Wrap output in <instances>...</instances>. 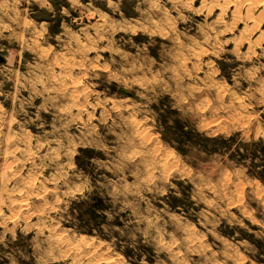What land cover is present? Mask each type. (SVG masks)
<instances>
[{"label": "rangeland", "instance_id": "374dc122", "mask_svg": "<svg viewBox=\"0 0 264 264\" xmlns=\"http://www.w3.org/2000/svg\"><path fill=\"white\" fill-rule=\"evenodd\" d=\"M156 2L143 0L141 4L137 0L133 7L121 9L123 19L132 26H143L147 23L145 12L151 15V6ZM171 4L172 0H168L166 7L171 8ZM27 8V0L19 3L17 0H0V52L4 53L0 78L7 79L2 72L10 66L12 46L15 45L19 52L20 40L31 27L28 21L37 19L35 8L31 12L25 11ZM193 9L189 22L192 42L177 47L171 56L172 63L168 65L175 89L163 97L170 110L165 123L174 117V126L167 134L155 131L147 114L138 113L127 105L121 108L125 100L135 96L134 92L114 82L109 87L106 80L91 75V71H100V66L92 63L96 51L91 42H81L88 50L80 56L41 48V57L51 56L45 74L55 85L53 94H58L62 100L59 111L64 135L70 140L73 136L84 140L103 129L109 145L130 160L140 159L142 149L149 146L152 160L162 156V166L171 164L169 174L182 177V153L173 146L170 138L176 137L178 144L179 138L189 132V125H193L207 141L235 137V143L248 136L247 130L252 125H255L253 137L264 131V111L254 110L247 95L249 85L255 83L258 94L264 99V93L259 92L264 89V0H199V4H193ZM94 23L103 25L105 21L100 19ZM152 23L154 27L160 26L154 16ZM179 27L183 29L184 23ZM157 39L163 41L164 36H157ZM103 54L110 56V52ZM156 55L159 56L158 51ZM34 62L35 57L30 51L15 61L13 78L4 84L5 93L11 90L12 99L0 97V231L5 223L10 227L20 221L22 227L16 228L14 233L16 242L26 244L33 253L37 236H40L44 241L45 256H34L33 264H118V258L127 259L122 249L110 250L107 241L96 236L94 230H78L57 217L60 205L66 208L70 205L60 187L64 169L58 161L68 162L63 155V151H67L63 141L54 132L55 116L51 114L47 123L44 115L48 113L37 112L35 117L22 119V113L13 104L18 87L24 96H30L28 89L33 83L25 88L20 77ZM241 75L245 77L244 92L237 93L232 85ZM152 76L155 78V73ZM35 87L47 86L41 82ZM108 109L110 111H106ZM121 112L124 115H120ZM114 127L117 132L113 131ZM261 143L264 144V138ZM73 151L75 154L71 159L75 161L85 151L94 152L95 149L80 143L73 145ZM150 163L145 160V168ZM211 163L214 167L215 161ZM261 173L264 171L248 169L242 183L237 186L233 181L230 187L234 190L238 187L239 194H229L221 209L222 212L237 213L248 227H234L224 220L208 232L198 222V215L190 216L183 225L185 246L173 249L176 259L172 264H252L253 248L264 253ZM231 179L228 176V180ZM173 183L178 188L192 191L193 185L185 184L183 178ZM221 190L227 192L223 185ZM157 207H164V204ZM168 207L173 205L169 203ZM179 207L177 204L176 209ZM203 211V208L197 209L200 214ZM28 225L32 227L28 228ZM12 235L9 233L10 239ZM164 242L171 247L172 237H166Z\"/></svg>", "mask_w": 264, "mask_h": 264}, {"label": "clouds", "instance_id": "9594fccd", "mask_svg": "<svg viewBox=\"0 0 264 264\" xmlns=\"http://www.w3.org/2000/svg\"><path fill=\"white\" fill-rule=\"evenodd\" d=\"M136 2L57 0V9L51 2L45 5L41 0H27L28 8L25 11L31 12L35 8L37 19L28 21L31 27L26 37L20 40L19 52L14 45L12 52L13 56L22 58L25 52L30 51L35 57V62L30 63L20 77L25 88L30 82L33 87L28 89L30 96H24L18 87L13 104L22 113L21 118L27 119L35 117L37 112L41 113L47 100L48 107L53 109L51 114L55 116L54 132L59 134L67 150L63 151L64 156L70 154L72 157L75 154L74 144L83 143L86 148L95 149L94 155L81 154L85 161L83 167L75 161L70 165L62 162L64 160L58 161L64 169L60 187L70 205L67 208L59 206L58 219L78 230H94L96 236L107 241L110 250L122 249L127 259L118 258V264H172L176 259L173 249L185 246L183 225L190 216L198 215V222L208 232L224 220L234 227H248L237 213L222 212L221 209L229 194H239L238 187L235 190L230 187L233 181L237 186L242 183L248 169L264 171V144L261 143L264 134L261 132L253 137L255 125H252L247 130L248 136L235 143V137L207 141L195 131L193 125H189V132L179 138L178 144L176 137L170 138L173 146L182 153V177L169 174L171 164L162 166V156L152 160L149 146L142 149L140 159L130 160L116 147L109 145L103 135L104 130L84 140L74 136L70 140L64 135L59 111L62 100L58 94H53L55 85L51 77L45 74L51 56L41 57L40 49L48 52L67 51L80 56L88 50L82 41L84 44L91 42L95 47L96 57L92 63L98 64L100 71H91L92 76L106 80L109 87L114 82L135 93L133 98L121 104V108L127 105L138 113L147 114L152 127L159 133L167 134L168 129L174 126V117L165 123L170 110L163 97L175 89L168 65L172 63L171 56L177 47L192 42L189 22L192 20L193 5L184 0H172L171 8H168V0H157L151 6V15L145 12L147 23L132 26L131 22L123 19L121 9L131 8ZM153 16L160 21V26H153ZM100 19L105 21L103 25L94 23ZM182 22L183 29L179 27ZM57 26L58 31L55 30ZM141 32L143 35H140ZM160 35L164 36L163 41L157 39ZM157 51L159 56L156 55ZM105 52H110V56L105 57ZM9 65L2 72L7 79L0 78V97L7 100L12 99V93L11 90L5 93L4 84L13 78L12 72L16 67L13 61H9ZM244 80L243 75L235 78L232 85L234 91L244 92ZM41 82L47 87H35ZM259 92L264 93V89H259ZM247 95L248 103L254 106V110L264 111V99L258 94L255 83L249 85ZM37 98L41 100L39 107ZM113 131L117 132L118 129L114 127ZM145 160L151 161L147 168ZM212 161H215L214 167ZM228 176L232 179L228 180ZM178 178H183L185 184H192V191L178 188L173 183ZM221 185L227 192L221 190ZM169 203L173 207H168ZM158 204H164V207L158 208ZM177 204L180 205L179 209H176ZM202 208L203 214L198 213L197 209ZM18 227H22L20 221L10 227L5 223L3 231H0V264H33L34 256H45L44 241L40 236H37L34 253L29 251L26 244L16 242L14 233ZM27 227L31 228L32 225ZM248 230L251 231L250 228ZM9 233L13 234L11 239ZM168 236L172 237L171 247L164 242ZM251 251L252 264H264V253L254 248Z\"/></svg>", "mask_w": 264, "mask_h": 264}, {"label": "snow or ice", "instance_id": "6c2138e0", "mask_svg": "<svg viewBox=\"0 0 264 264\" xmlns=\"http://www.w3.org/2000/svg\"><path fill=\"white\" fill-rule=\"evenodd\" d=\"M49 2H51L52 4H54L57 7V9L59 8V5L57 4V0H41V3H43L45 5H47V3H49ZM84 2L86 3L87 0H84ZM187 3L192 4V5L193 4H199V0H187ZM48 15H50V13ZM73 27H75V26H73ZM55 30H57V31L59 30L58 26L56 27ZM14 47H16V46L14 45ZM25 55H27V52H25ZM3 56H4V53L3 52H0V62H2ZM17 59H19V56L18 55L17 56L10 57V61H13V62H15ZM36 103L37 104H40L41 103V100L40 99H37L36 100ZM52 111H53V109H51V108L48 107V102L46 100L45 101V105H44V107L41 110V114L42 115H44L45 113H48L49 114V115H44L45 121H47V120H49L51 118V112ZM38 123H39V121H38ZM101 131H103V129H101ZM262 134H264V131H262ZM94 154H96V153H94L92 151H85L84 152V155L85 156H91V155H94ZM64 159L67 160V162H68L69 165L71 163H73V160L71 159L70 154L68 156H65ZM62 162H64V161H62ZM75 163H77L78 166L83 167L84 164H85V161L82 160L81 157H77L76 160H75ZM259 180L262 183H264V173L259 174Z\"/></svg>", "mask_w": 264, "mask_h": 264}]
</instances>
